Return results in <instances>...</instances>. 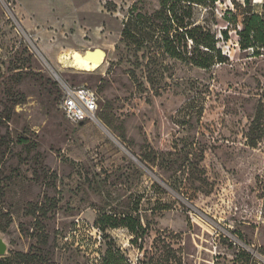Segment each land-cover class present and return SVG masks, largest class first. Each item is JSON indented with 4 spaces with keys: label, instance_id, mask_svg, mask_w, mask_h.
<instances>
[{
    "label": "rangeland",
    "instance_id": "374dc122",
    "mask_svg": "<svg viewBox=\"0 0 264 264\" xmlns=\"http://www.w3.org/2000/svg\"><path fill=\"white\" fill-rule=\"evenodd\" d=\"M162 1L0 0V258L101 264L111 246L130 264H264V42L235 30L264 0L194 6L229 58L209 69L123 37ZM93 49L96 70L66 59ZM62 83L98 94V121L65 118ZM103 214L145 232L102 230Z\"/></svg>",
    "mask_w": 264,
    "mask_h": 264
},
{
    "label": "trees",
    "instance_id": "16d2710c",
    "mask_svg": "<svg viewBox=\"0 0 264 264\" xmlns=\"http://www.w3.org/2000/svg\"><path fill=\"white\" fill-rule=\"evenodd\" d=\"M217 1L163 0L160 8L151 15L143 12L134 14L137 30L125 28L122 35L124 38L133 40L138 48L152 49L157 46L172 58L209 69L216 64L227 62L229 58L218 46L219 38L215 32L204 25L192 22L193 9L195 5L214 4ZM245 2L250 3L249 0H245ZM235 30L240 36L239 41L244 49L256 47V43L264 42V19L260 14L252 13L244 23V28L241 30L235 28ZM221 34L225 40L230 39L228 28L221 30ZM254 54H259V51H255ZM97 225L102 230H106L107 227L125 226L136 236L140 231L145 232L141 222L132 216L119 219L111 214H103L98 218ZM133 241L137 243V239ZM11 259H16L22 264H34V262L49 264L43 254L37 251L32 252V250L16 252L14 257L0 258V264H8ZM101 264L130 263L120 249L108 246L102 255ZM146 264H150V262ZM160 264L165 263L161 262Z\"/></svg>",
    "mask_w": 264,
    "mask_h": 264
},
{
    "label": "built area",
    "instance_id": "2783aa9c",
    "mask_svg": "<svg viewBox=\"0 0 264 264\" xmlns=\"http://www.w3.org/2000/svg\"><path fill=\"white\" fill-rule=\"evenodd\" d=\"M60 110L74 124L96 122L99 119V96L87 86H72L62 83Z\"/></svg>",
    "mask_w": 264,
    "mask_h": 264
},
{
    "label": "bare ground",
    "instance_id": "6f19581e",
    "mask_svg": "<svg viewBox=\"0 0 264 264\" xmlns=\"http://www.w3.org/2000/svg\"><path fill=\"white\" fill-rule=\"evenodd\" d=\"M104 58L105 52L101 49L87 50L85 53L74 51L66 56L71 66L85 71L96 70L104 62Z\"/></svg>",
    "mask_w": 264,
    "mask_h": 264
},
{
    "label": "water",
    "instance_id": "95a60500",
    "mask_svg": "<svg viewBox=\"0 0 264 264\" xmlns=\"http://www.w3.org/2000/svg\"><path fill=\"white\" fill-rule=\"evenodd\" d=\"M83 122H81L82 124ZM8 249V244L6 242V240L3 238V236L1 235V231H0V256H3L6 254Z\"/></svg>",
    "mask_w": 264,
    "mask_h": 264
},
{
    "label": "crops",
    "instance_id": "0c3cea01",
    "mask_svg": "<svg viewBox=\"0 0 264 264\" xmlns=\"http://www.w3.org/2000/svg\"><path fill=\"white\" fill-rule=\"evenodd\" d=\"M51 7V11L52 12H55V7H56V3H54V7L50 6ZM59 17V16H58ZM52 22H55L56 24H58L60 22L59 19H57V17H55L54 19L51 20ZM49 22V21H47Z\"/></svg>",
    "mask_w": 264,
    "mask_h": 264
}]
</instances>
